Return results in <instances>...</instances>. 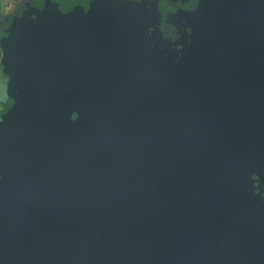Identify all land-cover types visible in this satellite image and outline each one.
<instances>
[{"label":"water","instance_id":"95a60500","mask_svg":"<svg viewBox=\"0 0 264 264\" xmlns=\"http://www.w3.org/2000/svg\"><path fill=\"white\" fill-rule=\"evenodd\" d=\"M197 21L156 84L109 8L91 41L58 28L6 67L0 264H264V204L231 188L264 175V0Z\"/></svg>","mask_w":264,"mask_h":264},{"label":"rangeland","instance_id":"374dc122","mask_svg":"<svg viewBox=\"0 0 264 264\" xmlns=\"http://www.w3.org/2000/svg\"><path fill=\"white\" fill-rule=\"evenodd\" d=\"M170 3L173 0H0V70L6 71L31 42L52 37L58 28L75 37V44L91 41L99 32L104 8H109L114 16L121 15L128 22L141 26L142 20L148 23L158 20L153 17L158 13V5ZM159 31L161 38L169 43L175 39L184 43L185 36L179 35L173 24L159 27ZM151 35L145 37L151 40ZM155 70H151V75ZM1 81L0 97L4 99ZM231 188L233 191L246 190L264 204V175L255 170H251L247 178L232 182Z\"/></svg>","mask_w":264,"mask_h":264},{"label":"crops","instance_id":"0c3cea01","mask_svg":"<svg viewBox=\"0 0 264 264\" xmlns=\"http://www.w3.org/2000/svg\"><path fill=\"white\" fill-rule=\"evenodd\" d=\"M200 7L201 0H173V3L168 5L157 6L158 13L153 17L158 20L152 19V24L148 23L147 20H142L141 27L138 30L141 33L140 43L143 45V49L141 48L139 54L141 61L147 66L148 78L155 84L159 79L157 74L159 67L167 73L169 67L179 65L185 57V51L200 35L197 21ZM167 24H173L177 27L179 35L185 36L184 43L180 39H175V41L169 43V40L161 38L159 35L161 31L158 32V29L162 26L165 27ZM148 35L152 36L151 40L145 37ZM156 40H158V43L155 42ZM152 69H156L154 75H151ZM5 73L8 74L7 71ZM0 100L1 119L10 109L7 110L6 98L0 97Z\"/></svg>","mask_w":264,"mask_h":264},{"label":"flooded vegetation","instance_id":"af4514ba","mask_svg":"<svg viewBox=\"0 0 264 264\" xmlns=\"http://www.w3.org/2000/svg\"><path fill=\"white\" fill-rule=\"evenodd\" d=\"M0 64H1V61H0ZM6 78H7L8 81L5 80ZM0 80H2L1 81L2 82L1 83V89L5 93L4 94L5 98H6L5 102H6L7 110H9L14 105V102L10 99V93L15 89L14 86H13L14 85L13 72H12V74L10 72V75H9V74H6L5 71L0 70ZM6 93H7V96H6Z\"/></svg>","mask_w":264,"mask_h":264}]
</instances>
